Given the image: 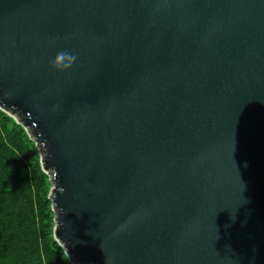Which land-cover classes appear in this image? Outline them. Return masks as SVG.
<instances>
[{
  "label": "water",
  "instance_id": "water-1",
  "mask_svg": "<svg viewBox=\"0 0 264 264\" xmlns=\"http://www.w3.org/2000/svg\"><path fill=\"white\" fill-rule=\"evenodd\" d=\"M0 110L71 264H264V0H0Z\"/></svg>",
  "mask_w": 264,
  "mask_h": 264
},
{
  "label": "trees",
  "instance_id": "trees-1",
  "mask_svg": "<svg viewBox=\"0 0 264 264\" xmlns=\"http://www.w3.org/2000/svg\"><path fill=\"white\" fill-rule=\"evenodd\" d=\"M50 188L35 143L0 110V264H71L54 240Z\"/></svg>",
  "mask_w": 264,
  "mask_h": 264
},
{
  "label": "clouds",
  "instance_id": "clouds-1",
  "mask_svg": "<svg viewBox=\"0 0 264 264\" xmlns=\"http://www.w3.org/2000/svg\"><path fill=\"white\" fill-rule=\"evenodd\" d=\"M66 55L68 56L69 64H66L64 66L65 67H68L74 61V59H75V57L74 56H71V54H65L63 52L58 53L55 63L57 65H60L65 60V56Z\"/></svg>",
  "mask_w": 264,
  "mask_h": 264
}]
</instances>
